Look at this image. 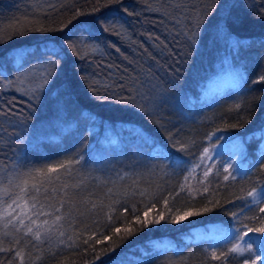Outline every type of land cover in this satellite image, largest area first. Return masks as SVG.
Listing matches in <instances>:
<instances>
[{
	"label": "trees",
	"instance_id": "obj_1",
	"mask_svg": "<svg viewBox=\"0 0 264 264\" xmlns=\"http://www.w3.org/2000/svg\"><path fill=\"white\" fill-rule=\"evenodd\" d=\"M262 5L0 0V184L83 157L62 177L82 181L67 190L69 203L61 213L39 217L49 221L51 239L38 242L0 222V247L11 249L0 252V262L21 264L14 257L22 249L23 264H242L246 253L226 261L211 253L227 252L237 242L235 230L259 226L247 218L264 215V205L246 197L253 187L264 188V82L254 83L264 75ZM209 12L191 46L186 35ZM229 36L243 45L232 47ZM68 43L78 46V55L67 50L45 85L41 73L51 58L45 49ZM237 124L243 126L231 127ZM109 131L119 143L97 159ZM227 137L243 140L245 162L226 172ZM186 176L191 192L180 191ZM187 211L199 214L171 222ZM58 214L64 219L53 224ZM161 215L145 226V219ZM205 230L217 233L215 239L199 233Z\"/></svg>",
	"mask_w": 264,
	"mask_h": 264
},
{
	"label": "snow or ice",
	"instance_id": "obj_2",
	"mask_svg": "<svg viewBox=\"0 0 264 264\" xmlns=\"http://www.w3.org/2000/svg\"><path fill=\"white\" fill-rule=\"evenodd\" d=\"M216 4H213V9L216 8ZM264 7V5H262ZM77 15H80L77 12ZM212 13L204 14L203 18L201 16H197L196 23L194 28L190 33L186 35V39L189 41L191 46H195L197 39L200 35L199 29L205 26L206 20ZM264 16V12L261 13ZM36 31H48V29L38 28ZM108 31L107 28L104 29ZM218 31L223 32V29L219 28ZM231 41V45L234 48H238L243 45V41L239 39H234L231 36L228 37ZM67 50H71L73 55H78L79 48L76 44L68 43L66 48L61 46L57 47L53 45L50 48H46L45 52L48 54L49 58L46 61L48 68H46L41 76L43 78V83L47 85L50 82V78L55 75V70L59 69L61 60V56L67 55ZM18 57H24L27 55L26 52H22L19 50H14ZM48 69H52L49 71ZM264 82V75L260 76L257 81L254 83ZM93 93H98V89L93 87ZM122 103H128V101H121ZM237 109L241 107V105L237 104L235 106ZM247 121H245L246 123ZM242 124L231 125V127H242ZM262 137H264V132H262ZM184 147L183 145L181 146ZM153 149L155 150V146L153 145ZM205 153L208 152V149L204 150ZM207 157L202 155L201 160L203 161ZM83 160V157H68L63 161H58L55 165H47L44 168L37 169H28L19 174H15L9 176L7 179V183L0 184V222H3L4 229H9L11 226L12 229L19 232L23 229L24 235H31L35 241H42L44 238L51 239L49 235L51 231V227L49 226V221L47 219L40 220L41 216H50L54 213H61V208L64 205L69 203L70 197L69 192L67 191L70 188H79L81 183L69 184L66 180H63L62 177L70 176L73 171V166L78 165ZM199 167V165H196ZM264 167V166H262ZM63 170V171H61ZM211 169H206L204 172V176L207 177ZM227 172L228 169H225ZM231 175V173H229ZM229 175L224 177L225 180L229 179ZM235 179V177H232ZM188 177H185V183L180 185V191H184L185 188L188 189L189 192L192 191L191 187L187 184ZM207 191V188L204 189ZM111 192V189H109ZM51 194V195H50ZM246 197H250L251 203L260 206L264 205V188H256L253 187L250 191L246 193ZM244 197H241L243 199ZM84 203H88L87 200ZM165 204H167V200H165ZM59 205V206H57ZM92 208H96V203H92ZM211 209L208 207H204L203 211L207 212ZM259 213L264 214V206L259 207ZM70 214V213H69ZM199 214L198 212L187 211L183 215H177L171 222L178 223L190 216H194ZM145 217H147L148 213H144ZM235 215V214H233ZM111 218V217H109ZM64 219L63 214L54 215L53 224ZM164 216L161 215L159 219L155 221H150L145 219L144 224L147 226L149 223H159L160 220H163ZM247 219H251L259 222V226L257 227H249L248 225H243L242 229L246 228L247 231L243 232V235L240 234L242 229L235 230L232 239L237 241H242L246 244V247H241L240 243L234 244L230 247L227 252H221L217 254V252L213 251L211 253V258L213 260L218 261H226L228 256L231 254H235L237 256H244L245 253L248 255L244 258V264H264V215H257ZM137 222H139V217H136ZM27 221V223H26ZM132 229H126V231H131ZM119 233L121 230L117 228L115 230ZM256 233L259 234L260 246L257 249H253V244L256 243V239H249L250 234ZM4 235H9L8 231L4 232ZM59 236L63 237L64 232H59ZM71 240L72 237H69ZM110 237L105 236L104 240H108ZM64 243L63 240L60 241ZM19 243V240L16 241ZM85 244L88 243V240L84 241ZM97 244L101 243L100 240L96 241ZM11 249L0 247V252H8ZM19 258L21 264H23L24 253L23 250H17L15 252V257ZM39 259V257H37ZM99 259V256H97ZM2 264V262H0ZM9 264H12L9 261Z\"/></svg>",
	"mask_w": 264,
	"mask_h": 264
},
{
	"label": "rangeland",
	"instance_id": "obj_3",
	"mask_svg": "<svg viewBox=\"0 0 264 264\" xmlns=\"http://www.w3.org/2000/svg\"><path fill=\"white\" fill-rule=\"evenodd\" d=\"M230 77H227L226 79H229ZM97 127L93 128V130H96ZM108 130V129H107ZM104 135V134H103ZM110 135V131L107 133L106 135V139H104L103 141V145L99 148L98 152L96 153V158H103L106 153L109 150H112L115 146L118 145L119 143V139H117L114 136H109ZM227 141V149L229 150V154L225 157V159L223 160V167L225 168H234V169H240L241 167L244 166V159H243V149L245 148V144L243 142L242 139L237 138V137H227L226 138ZM264 144V143H263ZM3 223V222H2ZM214 228V227H213ZM200 234H203L208 237V238H213L215 239L213 236L217 235V233L215 232H211V230L207 231L205 230V232H199ZM199 233H196L197 235H200ZM223 235V234H222ZM243 235V233H242ZM202 237H204L202 235ZM255 238L256 239V243L253 244V249H257L260 246V240H259V234L256 233H252L249 236V239ZM236 243H240L241 247H246L247 245L244 244V242L242 241H237ZM235 243V244H236ZM248 254L246 253L245 257ZM242 264H244V259Z\"/></svg>",
	"mask_w": 264,
	"mask_h": 264
}]
</instances>
